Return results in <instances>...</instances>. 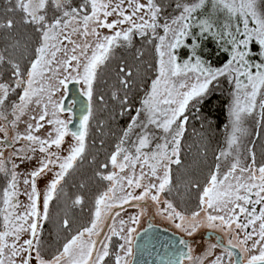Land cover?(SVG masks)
Instances as JSON below:
<instances>
[{"label":"snow or ice","instance_id":"1","mask_svg":"<svg viewBox=\"0 0 264 264\" xmlns=\"http://www.w3.org/2000/svg\"><path fill=\"white\" fill-rule=\"evenodd\" d=\"M0 264H264V0H0Z\"/></svg>","mask_w":264,"mask_h":264},{"label":"trees","instance_id":"2","mask_svg":"<svg viewBox=\"0 0 264 264\" xmlns=\"http://www.w3.org/2000/svg\"><path fill=\"white\" fill-rule=\"evenodd\" d=\"M204 114L213 129V133H209V135L214 134L215 136H219L223 132V123L226 122L220 100L213 99L211 103L204 108ZM194 123L196 124V127L199 128V122ZM217 125H220V127L217 128ZM212 146H216V139H213Z\"/></svg>","mask_w":264,"mask_h":264},{"label":"water","instance_id":"3","mask_svg":"<svg viewBox=\"0 0 264 264\" xmlns=\"http://www.w3.org/2000/svg\"><path fill=\"white\" fill-rule=\"evenodd\" d=\"M75 87H76L77 91H79L80 86L77 85ZM66 103H68V104L72 103V101H71V93H69V99L66 100ZM73 112L75 113V109H73ZM73 118L75 119V117H73ZM153 223L154 224H159V223H156V222H153ZM144 226L146 227L147 226V223H145ZM168 235H171V233H168Z\"/></svg>","mask_w":264,"mask_h":264},{"label":"rangeland","instance_id":"4","mask_svg":"<svg viewBox=\"0 0 264 264\" xmlns=\"http://www.w3.org/2000/svg\"><path fill=\"white\" fill-rule=\"evenodd\" d=\"M153 222L159 223V221H158V220H154Z\"/></svg>","mask_w":264,"mask_h":264}]
</instances>
